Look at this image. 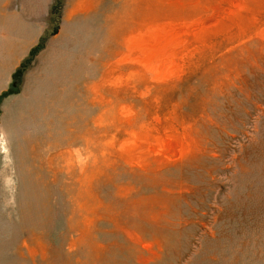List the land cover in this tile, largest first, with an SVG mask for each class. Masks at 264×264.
Returning <instances> with one entry per match:
<instances>
[{
	"label": "rangeland",
	"instance_id": "obj_1",
	"mask_svg": "<svg viewBox=\"0 0 264 264\" xmlns=\"http://www.w3.org/2000/svg\"><path fill=\"white\" fill-rule=\"evenodd\" d=\"M0 264H264V0H0Z\"/></svg>",
	"mask_w": 264,
	"mask_h": 264
}]
</instances>
